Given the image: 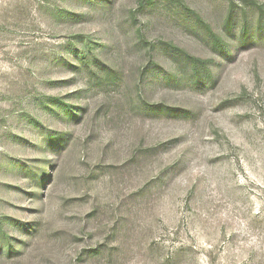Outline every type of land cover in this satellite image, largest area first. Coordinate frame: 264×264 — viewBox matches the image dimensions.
Instances as JSON below:
<instances>
[{
  "label": "rangeland",
  "instance_id": "rangeland-1",
  "mask_svg": "<svg viewBox=\"0 0 264 264\" xmlns=\"http://www.w3.org/2000/svg\"><path fill=\"white\" fill-rule=\"evenodd\" d=\"M0 264H264V0H0Z\"/></svg>",
  "mask_w": 264,
  "mask_h": 264
}]
</instances>
